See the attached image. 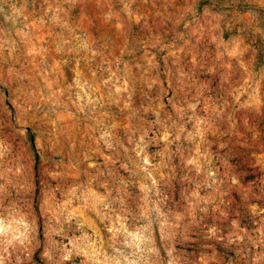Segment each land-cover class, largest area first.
I'll return each mask as SVG.
<instances>
[{
    "label": "rangeland",
    "instance_id": "1",
    "mask_svg": "<svg viewBox=\"0 0 264 264\" xmlns=\"http://www.w3.org/2000/svg\"><path fill=\"white\" fill-rule=\"evenodd\" d=\"M0 264H264V0H0Z\"/></svg>",
    "mask_w": 264,
    "mask_h": 264
}]
</instances>
